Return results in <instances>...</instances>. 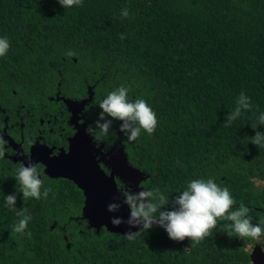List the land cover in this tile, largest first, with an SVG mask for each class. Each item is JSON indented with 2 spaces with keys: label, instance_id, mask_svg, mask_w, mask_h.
Segmentation results:
<instances>
[{
  "label": "trees",
  "instance_id": "obj_1",
  "mask_svg": "<svg viewBox=\"0 0 264 264\" xmlns=\"http://www.w3.org/2000/svg\"><path fill=\"white\" fill-rule=\"evenodd\" d=\"M0 36L10 42L0 57L2 108L65 111L50 98L81 99L91 87L94 126L99 102L125 86L156 112V130L128 143L113 121L116 134L100 140L123 143L149 175L146 189L171 202L190 180L212 178L253 223L264 221V144L250 139L264 134V0H83L67 11L57 0H0ZM241 92L252 108L225 128ZM14 170L0 155V205L16 197L14 209L0 206V264H251L254 246L264 247V235L229 237L223 220L192 246L156 225L133 239L97 232L80 218L84 194L73 181L42 176L48 197L24 200ZM23 215L30 236L12 231Z\"/></svg>",
  "mask_w": 264,
  "mask_h": 264
},
{
  "label": "clouds",
  "instance_id": "obj_2",
  "mask_svg": "<svg viewBox=\"0 0 264 264\" xmlns=\"http://www.w3.org/2000/svg\"><path fill=\"white\" fill-rule=\"evenodd\" d=\"M57 3L66 11L73 7L82 5L83 0H57ZM128 9L121 10L122 17H129ZM125 37L122 35L121 39ZM10 42L7 36H0V57L7 55ZM68 55H72L71 52ZM129 89L120 86L110 92L99 102V118L95 125H89L87 134L93 141L107 139L116 134L112 129L113 121H119V133L123 134L128 143L137 141L141 131L152 134L157 127V114L149 103L143 98L135 100L128 96ZM236 107L231 111L224 125L228 128L237 120L243 111L252 108L251 98L241 92L237 97ZM260 125H264V112L257 117ZM251 139V143L257 146L264 144V134L257 132ZM110 147V145H109ZM2 155V153H0ZM14 170V178L22 193L23 199L48 197L52 191L50 187H44L43 180L38 171L37 165L31 160L27 166L23 162L18 164ZM134 191L128 189L123 191V203L129 209L127 223L132 227H140L137 232L124 234L128 239H133L138 233L149 231L153 225H159L173 241H183L190 238L191 246L199 243L205 237L211 235L218 225V220L226 222L225 232L229 237L240 239H259L264 235V221H256L249 214L251 209L244 203L238 207L230 190L227 187L219 186L212 178L192 179L175 195L171 202L162 194L159 188ZM16 197L14 195L4 196L3 207L15 208ZM120 208L118 203L108 205L109 212H115ZM26 209L20 210V213ZM30 215H23L13 226L12 231L22 235L30 236V232H25ZM111 223L119 227L123 221L113 218Z\"/></svg>",
  "mask_w": 264,
  "mask_h": 264
},
{
  "label": "water",
  "instance_id": "obj_3",
  "mask_svg": "<svg viewBox=\"0 0 264 264\" xmlns=\"http://www.w3.org/2000/svg\"><path fill=\"white\" fill-rule=\"evenodd\" d=\"M61 99L72 113L70 123L75 126L76 133L70 139L68 152L63 151L59 157L43 161L46 164V174L51 178L73 181L83 192L85 200L80 218L87 221L89 229L93 228L100 232L106 228L111 233L121 235L139 231L140 227H132L127 223L129 209L124 205L121 193L128 189L138 191L139 187L145 188L141 184L149 179V175L130 163L122 143L118 147L106 149L105 142L97 144L87 134L89 125L80 123L79 115L93 100L91 90L90 95L82 100L65 97ZM3 138H9L5 130L0 131V139ZM37 148L39 147L35 146L33 151H37ZM48 155L46 152L45 156ZM15 158L20 160L19 156ZM118 182L122 187L118 186ZM110 203H118L120 208L115 212H109ZM113 218H119L123 223L115 227L111 223ZM250 259L251 264H264L262 245L254 246Z\"/></svg>",
  "mask_w": 264,
  "mask_h": 264
},
{
  "label": "flooded vegetation",
  "instance_id": "obj_4",
  "mask_svg": "<svg viewBox=\"0 0 264 264\" xmlns=\"http://www.w3.org/2000/svg\"><path fill=\"white\" fill-rule=\"evenodd\" d=\"M90 90L92 91L91 87H89L87 92L88 96L90 95ZM92 93L94 98V92L92 91ZM63 97L65 96L57 93L56 97L50 98L52 101H62L65 105V111H55L54 113L44 111L37 114V112L33 113L30 109H24L21 106H17L19 108L15 107L14 112L11 113L10 110L0 106V131L5 130L7 136L10 138L0 139V153H2L1 157L4 159L5 163H7V168L10 169L11 167H15L16 169L21 162L27 166L29 160H31L37 165L41 178L42 176H47L50 179H59L51 178L46 174V164H44L45 162L43 163V161L59 157L63 151L68 152L70 139L76 133L75 126L70 123L72 113L61 99ZM87 97L74 100H82ZM90 104L87 105L85 110L79 115L80 123H87L90 125L88 123V117H86ZM95 142L100 144L104 141L97 140ZM120 143L121 141H119V144L116 146L118 147ZM35 146L39 147L37 151H33ZM116 146L110 145L109 147V144L106 143V149ZM46 152L49 153L48 156H45ZM16 156H19L20 160H16ZM141 185L144 186L143 183ZM118 186L122 187V184L118 182Z\"/></svg>",
  "mask_w": 264,
  "mask_h": 264
}]
</instances>
